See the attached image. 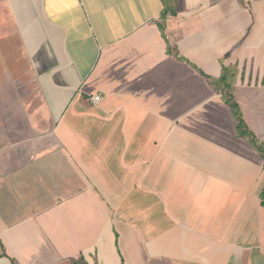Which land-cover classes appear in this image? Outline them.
Returning <instances> with one entry per match:
<instances>
[{
    "label": "crops",
    "instance_id": "obj_1",
    "mask_svg": "<svg viewBox=\"0 0 264 264\" xmlns=\"http://www.w3.org/2000/svg\"><path fill=\"white\" fill-rule=\"evenodd\" d=\"M174 7L0 0V264H264V0Z\"/></svg>",
    "mask_w": 264,
    "mask_h": 264
},
{
    "label": "trees",
    "instance_id": "obj_2",
    "mask_svg": "<svg viewBox=\"0 0 264 264\" xmlns=\"http://www.w3.org/2000/svg\"><path fill=\"white\" fill-rule=\"evenodd\" d=\"M163 4L162 16L165 12L175 13L174 4L176 0H161ZM237 68L235 66H223L219 77L209 78V83L215 86L217 92L220 93L221 98L230 106L236 121V130L240 136H245L248 141L255 147V149L264 157V142L258 139L255 134L249 129L244 121L240 108L234 99L232 85L237 76ZM69 264H89L83 256L78 258H70Z\"/></svg>",
    "mask_w": 264,
    "mask_h": 264
},
{
    "label": "built area",
    "instance_id": "obj_3",
    "mask_svg": "<svg viewBox=\"0 0 264 264\" xmlns=\"http://www.w3.org/2000/svg\"><path fill=\"white\" fill-rule=\"evenodd\" d=\"M100 96L99 95H92L90 100L92 103H97L98 101H100Z\"/></svg>",
    "mask_w": 264,
    "mask_h": 264
},
{
    "label": "rangeland",
    "instance_id": "obj_4",
    "mask_svg": "<svg viewBox=\"0 0 264 264\" xmlns=\"http://www.w3.org/2000/svg\"><path fill=\"white\" fill-rule=\"evenodd\" d=\"M236 101V100H235ZM238 104V103H237ZM239 106V105H238ZM240 108V107H239ZM240 111H241V109H240ZM233 113V112H232ZM241 114H242V112H241ZM233 117H234V114H233ZM243 117V116H242ZM234 119H235V117H234ZM259 139V138H258ZM261 140V139H260ZM261 141H263V140H261ZM264 142V141H263ZM262 155V154H261Z\"/></svg>",
    "mask_w": 264,
    "mask_h": 264
}]
</instances>
